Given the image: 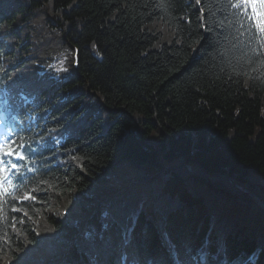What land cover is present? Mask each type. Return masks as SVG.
Segmentation results:
<instances>
[{
	"label": "trees",
	"instance_id": "obj_1",
	"mask_svg": "<svg viewBox=\"0 0 264 264\" xmlns=\"http://www.w3.org/2000/svg\"><path fill=\"white\" fill-rule=\"evenodd\" d=\"M233 2L0 0V84L57 143L0 264H264V41Z\"/></svg>",
	"mask_w": 264,
	"mask_h": 264
},
{
	"label": "snow or ice",
	"instance_id": "obj_2",
	"mask_svg": "<svg viewBox=\"0 0 264 264\" xmlns=\"http://www.w3.org/2000/svg\"><path fill=\"white\" fill-rule=\"evenodd\" d=\"M230 6L235 10L238 18L254 25L256 32L264 35V0H235ZM23 147V144L10 138L0 140V213L3 212V205L9 198L19 200L21 193L24 200L37 198L31 195L37 189H27L24 173L20 165L15 162L25 160V155L18 150ZM32 171L31 168L28 169V172ZM12 211H20V209L13 207ZM24 215H27V212ZM19 222L23 223L22 220Z\"/></svg>",
	"mask_w": 264,
	"mask_h": 264
},
{
	"label": "rangeland",
	"instance_id": "obj_3",
	"mask_svg": "<svg viewBox=\"0 0 264 264\" xmlns=\"http://www.w3.org/2000/svg\"><path fill=\"white\" fill-rule=\"evenodd\" d=\"M153 25L156 26V29H158L163 34L161 42L163 44H169L171 42V39L173 38V35H171L168 31L166 32V29H163L161 26H158L157 24H153Z\"/></svg>",
	"mask_w": 264,
	"mask_h": 264
}]
</instances>
